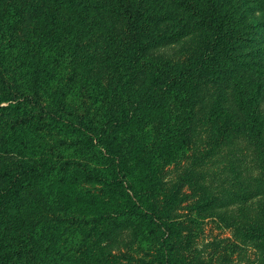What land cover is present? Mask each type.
I'll return each instance as SVG.
<instances>
[{"label":"trees","instance_id":"trees-1","mask_svg":"<svg viewBox=\"0 0 264 264\" xmlns=\"http://www.w3.org/2000/svg\"><path fill=\"white\" fill-rule=\"evenodd\" d=\"M84 1L78 6L77 0H47L37 16V9L26 0H0V80L4 85L12 83L16 92L11 96L0 93V103L8 101L0 105V116L11 118L3 127L1 142L18 150L22 160L16 170L2 174L0 219L31 190L34 194L28 205L20 203V209L41 204L45 212L63 210L58 216L49 211L47 218L27 223L17 236L7 231L0 235V264L57 259L124 264L116 255L102 251V242L111 228L128 222L142 226L137 233L138 246L148 253L142 264H180L172 252L171 230L149 200L159 194L160 172L169 159L166 152L172 144L181 143L192 118L190 106L182 118L179 110L195 101L199 89L183 86L220 56H230L232 45L244 35H250L251 42L259 40L251 31L242 30L255 24L243 23L245 16L238 6L199 0L192 6L200 21L195 23L209 28L211 38L202 57L177 68L146 56L154 47L180 38L190 25L174 27L168 34L156 32L160 24L169 23L165 22L168 11L151 10L150 6L146 16L150 22H141L145 8L139 5L133 9V0H122L131 22L122 46L108 42V51L117 56L102 87L91 76L97 67L90 66L95 65L96 55H90L91 43L85 40L89 33L96 34L99 23L79 10L100 9L103 2ZM67 6L75 15L62 19L59 16ZM27 16L41 22L29 23ZM143 73L145 82L140 79ZM251 83L246 92L241 91L236 106L257 142L264 133V114L257 111L264 78L259 75ZM165 101L179 110L162 122V127L145 122L142 113L163 107ZM237 124L235 120L233 125ZM52 135H58V140L50 144ZM141 136L146 142L141 159L128 162V150L136 148ZM263 237L264 230H258L257 238ZM39 239L46 244L42 250L36 248Z\"/></svg>","mask_w":264,"mask_h":264},{"label":"rangeland","instance_id":"rangeland-1","mask_svg":"<svg viewBox=\"0 0 264 264\" xmlns=\"http://www.w3.org/2000/svg\"><path fill=\"white\" fill-rule=\"evenodd\" d=\"M14 1L17 0H5L11 3ZM26 1L33 9H37V16L38 11L47 4V0ZM77 1L79 6L84 0ZM96 1L84 2L94 4ZM99 1L103 2L100 9L84 7L79 13L86 14L87 19L99 23L96 34L89 33L85 40L91 43L90 55H96L95 65L90 64L97 66L91 76L105 87L106 78L112 71L111 61L115 58V54L108 51V42L113 40L115 44L121 43L122 46L131 21L122 0ZM198 1L133 0V9L141 5L146 10L145 14L140 15L141 22H150L146 18L150 12L147 8L150 6L151 10L161 8L168 11L165 22L169 23L160 24L154 29L156 32L168 34L174 27L183 24L192 26L183 28L187 31L180 38L170 39L151 49V55L146 56L147 58H159L179 68L178 66L205 54L211 31L209 28L198 27L195 23L200 21L193 15L192 6ZM219 2L224 7L229 4L232 7L238 6L240 13L245 16L243 23L255 24L242 30L251 31L254 37L260 39L251 42V36L244 35L242 41L232 45L230 56H220L219 61L210 63L202 74L190 78L183 88L197 86L199 91L193 103L189 102L179 110L171 101H165L163 107L142 113L145 122L162 127L160 124L168 121L174 111L179 110L178 117L182 118L189 106L192 108L191 121L183 134L184 145L182 139L181 143L172 144L166 152L169 153V159L160 172V191L149 200V204L170 228L172 252L180 264H264V237L257 238L258 230H264V133L256 142L236 106L241 91L246 92L257 76L264 78V0ZM78 6L76 7L79 8ZM71 14L75 15V12L67 6L65 13L59 17ZM27 22L35 24L41 21L37 17L32 20L27 16ZM104 26L106 28L102 30ZM21 35L20 40L23 38ZM247 62H252V66ZM86 67L84 65L81 70ZM260 71L262 73H258ZM140 79L145 82L144 73ZM3 92L7 96L16 94L12 83L4 85L0 80V93ZM7 103L8 101H2L0 105ZM257 111L264 114V88L258 99ZM235 120L239 124L234 126ZM10 122V116H0V184L5 180L2 174L16 170L22 162L18 150H11L1 142L3 127ZM30 125L35 126L34 123ZM179 139L178 137L175 142ZM57 140L58 135H52V139H48L50 144ZM135 147L134 150H128V162L137 163L141 159L146 147L142 136L137 138ZM33 194V190L23 193L21 201L2 215L0 235H5L7 231L10 236H17L27 223L47 218L49 211L53 216H58L63 211L48 209L45 212L41 204L20 209L18 205H28ZM139 229L142 230V226L134 222L111 228L102 242V251L116 255L124 264H142L147 258V250L138 246ZM35 243L38 250L46 245L40 239L35 240ZM97 253L102 255L100 251ZM35 262L33 260L31 264H85L82 259ZM94 263L110 264L109 261L97 259Z\"/></svg>","mask_w":264,"mask_h":264}]
</instances>
